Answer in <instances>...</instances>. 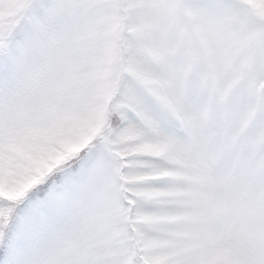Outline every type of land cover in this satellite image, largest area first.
Masks as SVG:
<instances>
[{"label": "snow or ice", "instance_id": "6c2138e0", "mask_svg": "<svg viewBox=\"0 0 264 264\" xmlns=\"http://www.w3.org/2000/svg\"><path fill=\"white\" fill-rule=\"evenodd\" d=\"M0 264H264V0H0Z\"/></svg>", "mask_w": 264, "mask_h": 264}]
</instances>
